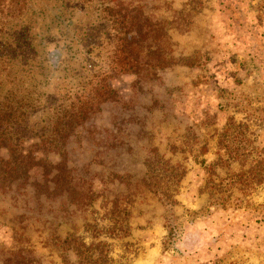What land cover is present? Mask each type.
Here are the masks:
<instances>
[{"label":"rangeland","instance_id":"374dc122","mask_svg":"<svg viewBox=\"0 0 264 264\" xmlns=\"http://www.w3.org/2000/svg\"><path fill=\"white\" fill-rule=\"evenodd\" d=\"M130 1L157 33L150 46L177 63L151 83L116 77L117 100L105 103L96 119L101 139L72 137L68 161L92 182L91 204L62 217L60 205L36 201L28 191H0V264L22 245L33 249L36 264H64L53 236L70 233L86 245L106 243L105 260L96 264H264V181L248 182L255 172L250 163L264 156L262 1ZM207 113L214 118L205 128ZM228 116L247 127V150L254 148L246 159L225 160V149H217ZM204 142L207 150L199 153ZM152 145L186 166L171 208L111 174L133 180ZM213 161L218 165L205 167ZM87 254L95 258L99 248ZM67 260L80 264L73 252Z\"/></svg>","mask_w":264,"mask_h":264},{"label":"trees","instance_id":"16d2710c","mask_svg":"<svg viewBox=\"0 0 264 264\" xmlns=\"http://www.w3.org/2000/svg\"><path fill=\"white\" fill-rule=\"evenodd\" d=\"M156 34L146 11L130 0H0L1 192L28 191L36 201L60 205L62 217L96 199L89 188L92 182L70 166L68 144L80 133L90 140L101 139L96 136L100 132L96 119L105 103L117 100L112 86L116 77L131 74L136 82L151 83L160 70L177 63L165 49L150 46ZM205 117L206 128L214 114ZM246 130L244 123L227 117L217 137V149H225V160L249 156L254 145L247 150L246 141H252ZM206 150L204 142L198 152ZM255 158L249 167L254 175L247 179L260 184L264 156ZM217 165L213 161L205 167ZM142 167L133 180L118 171L111 174L140 196L151 194L166 207L176 205L174 194L186 175L183 161L152 145ZM53 238L64 264L68 252L79 256L80 264L105 260V242L86 245L73 233ZM90 248H99L95 258L87 254ZM33 255L32 248L22 245L6 254L3 264H36Z\"/></svg>","mask_w":264,"mask_h":264}]
</instances>
